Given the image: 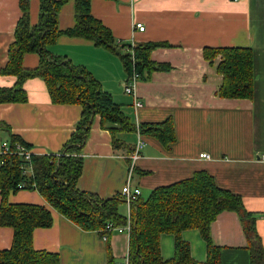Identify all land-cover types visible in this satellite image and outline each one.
Masks as SVG:
<instances>
[{
  "label": "crops",
  "instance_id": "obj_1",
  "mask_svg": "<svg viewBox=\"0 0 264 264\" xmlns=\"http://www.w3.org/2000/svg\"><path fill=\"white\" fill-rule=\"evenodd\" d=\"M19 2L0 0V87H12L17 81L16 76L4 75L1 70L8 62L22 15ZM39 10L40 0H31V25L38 23ZM91 11L112 30L119 45L165 43L154 48L150 57L156 64L171 67L151 72L145 69L135 87V98L125 91L128 73L117 53L65 34L49 46L53 54L85 66L136 127V131L118 133L125 144L115 148L112 133L101 125V116H94L81 150L79 189L100 198L118 194L128 177L129 156L139 140L140 125L170 119L176 140L168 146L155 136L140 133L144 146L133 171V186L146 197L158 186L206 170L219 187L242 197L255 217V229L264 247V0H92ZM75 23V1L69 0L60 8L58 26L66 30ZM136 23L145 29L139 30ZM237 46L253 50L254 93L250 99L220 97L223 77L217 72L219 58L210 64L204 57L205 47ZM39 62V54L29 52L24 55L23 67L35 69ZM24 88L27 102L0 104V145L16 137L19 140L15 143H24L33 155L61 156L77 130L83 107L53 103L40 77L27 79ZM137 100L141 107L136 106ZM203 153L210 158L201 157ZM8 199L13 204H38L51 210L53 224L36 228L33 244L37 250L58 253L60 264H108L109 248L117 264H127L128 230H116L109 241L104 240L98 231L84 230L59 213L37 190L10 192ZM123 204L120 211L128 218V206ZM210 234L221 250L222 264H251L249 239L236 211L221 212L212 222ZM13 235L12 227L0 226V249L11 247ZM183 238L190 243L192 257L205 261L207 242L200 231L184 230ZM160 244L163 259H171L173 234H162Z\"/></svg>",
  "mask_w": 264,
  "mask_h": 264
},
{
  "label": "trees",
  "instance_id": "obj_2",
  "mask_svg": "<svg viewBox=\"0 0 264 264\" xmlns=\"http://www.w3.org/2000/svg\"><path fill=\"white\" fill-rule=\"evenodd\" d=\"M69 0H40L39 21L30 23L31 0H20L22 15L17 22L15 39L8 52V62L1 73L14 75L17 81L12 87H0V104L24 103L28 93L24 83L29 78L45 80L53 103L81 104L82 118L71 141L61 156L33 155L34 176L24 175V158L14 154L0 155V226L14 229L13 242L9 249H0V264H60L58 253L37 250L33 244L36 228L53 224L51 210L38 204H13L9 202L10 192L22 188L37 190L48 204L59 213L87 231H98L107 241L112 232L106 230L109 222L115 227L126 225L128 218L121 213L125 200L120 193L109 198L82 191L78 187L83 171L81 150L88 137L92 119L101 116V125L113 135L115 148L124 146L117 137L120 132L136 131L134 123L127 117L120 104L114 101L93 74L81 65L73 64L64 56L55 55L49 46L55 44L60 35L80 37L94 42L96 46L117 53L125 66L128 78L135 73L139 80L144 70H169L167 63H154L150 52L165 43L131 45L116 43L112 30L93 16L92 0L75 1L73 27L60 30L58 14L61 6ZM39 54L40 62L35 69L23 67L24 55ZM204 57L215 64L223 81L218 95L226 98H252L254 93V57L251 47H205ZM140 133L152 135L163 144L176 140L172 120L140 125ZM18 138L11 140L12 144ZM130 153L133 151L130 148ZM224 210L236 211L249 239L251 264H264V247L255 229V217L248 211L240 195L219 187L215 178L206 170L195 171L187 179L154 188L146 197L133 202L130 214V244L128 264H222L221 250L211 240V224ZM198 229L207 242V258L197 261L191 255V246L183 238V231ZM173 234L174 256L165 260L161 254V235ZM108 264H117L108 249Z\"/></svg>",
  "mask_w": 264,
  "mask_h": 264
},
{
  "label": "built area",
  "instance_id": "obj_3",
  "mask_svg": "<svg viewBox=\"0 0 264 264\" xmlns=\"http://www.w3.org/2000/svg\"><path fill=\"white\" fill-rule=\"evenodd\" d=\"M135 27L141 31H143L145 29V25H143L142 23H136ZM138 81H139V76L137 73H135L132 78L127 79L126 85H125L126 93L134 94L136 96L135 98H137V94L135 93V87H136ZM135 104L137 107L142 106V103L139 100H137L135 102ZM143 146H144V141H143L142 136L139 132V140L135 146V150L129 156L130 160H131L130 161L131 164H130V168H129L128 177H127L125 184L123 185L122 189L119 192L120 195L125 200V203L128 206L129 221H128L127 225L124 227H122V226L115 227L113 225V223L109 222L106 226V230L109 232H114L116 230L124 231L125 229L130 232L131 207H132L133 202L137 201L142 196L141 189L137 186H133L132 175H133V171H134L136 162L139 159V157L141 156V149L143 148ZM1 154H14V155H19L20 157L24 158L26 163L24 165H22L23 174L24 175H31V177L34 176V166L32 163L33 152L27 145H25L24 143H21V142L14 143V144H12L11 142H3L0 145V155ZM60 155H61V153H60ZM201 157L210 158V155L207 153H203L201 155ZM262 157L264 158V155ZM25 186H26L25 182H22L19 184V187L22 189L25 188ZM103 238H104V240H107L108 236L104 235ZM127 264H128V262H127Z\"/></svg>",
  "mask_w": 264,
  "mask_h": 264
},
{
  "label": "rangeland",
  "instance_id": "obj_4",
  "mask_svg": "<svg viewBox=\"0 0 264 264\" xmlns=\"http://www.w3.org/2000/svg\"><path fill=\"white\" fill-rule=\"evenodd\" d=\"M124 205V204H123ZM126 207V206H125Z\"/></svg>",
  "mask_w": 264,
  "mask_h": 264
}]
</instances>
